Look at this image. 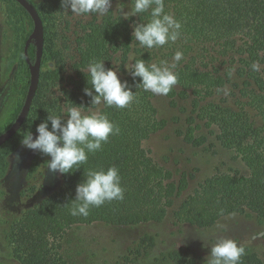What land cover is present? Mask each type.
<instances>
[{
    "label": "trees",
    "instance_id": "obj_1",
    "mask_svg": "<svg viewBox=\"0 0 264 264\" xmlns=\"http://www.w3.org/2000/svg\"><path fill=\"white\" fill-rule=\"evenodd\" d=\"M8 1L17 5V12L26 16L33 26L29 14L15 0ZM30 1L44 23L43 60L55 61L57 68L41 71L27 120L32 112L31 120L35 116V122L39 123L52 109L55 111L57 102L53 107L48 106L46 98L56 83L69 99L89 105L90 98L84 95L83 89L88 86L86 69L92 61H104L106 67L116 68L135 95L124 108L103 104L101 112L119 131L110 135L99 150L89 152L87 162L80 165L79 170L62 175V188L26 211L11 227L8 238L14 257L21 264H67L60 254L61 239L76 225L104 223L134 227L162 223L171 213L177 225L184 222L198 229L210 228L230 215H255L264 219V0H164L165 12L181 24L180 34L175 42L151 49L140 47L132 37V24L147 23L151 9L131 19L109 13L103 17L94 14L92 20H85L86 15H83L72 34L75 52L68 62L62 51H54L49 29L51 25L61 24L71 31L70 10L66 12L61 8V0ZM130 2L133 8L134 0ZM28 37L19 49L25 64L24 47ZM177 51L183 53L174 69L178 82L165 96L173 107L179 100H192L186 128L178 130L177 134L188 145L201 148L209 143L208 135L202 133L208 130L223 148L236 153L248 171V174L217 173L181 203L177 200L188 189L187 177L175 181L173 173L156 163L144 147L145 140L166 122L157 118L152 102L154 94L136 89L133 77L124 68L130 63V55L146 63H172ZM28 54L33 62L36 55L33 44ZM254 62L260 64V71H253ZM67 65L71 66L73 74L60 77ZM25 67L28 82L21 93L24 100L30 82L27 64ZM61 99L65 103V98ZM11 141L0 147V153ZM111 166L119 170L124 198L93 206L86 217L71 215L77 184L86 178L87 171L106 170ZM5 167L3 156L0 171ZM153 243L154 238L146 237L141 245ZM167 259L171 264H200L197 258L182 250L171 252ZM240 264H264V261L245 250Z\"/></svg>",
    "mask_w": 264,
    "mask_h": 264
},
{
    "label": "rangeland",
    "instance_id": "obj_2",
    "mask_svg": "<svg viewBox=\"0 0 264 264\" xmlns=\"http://www.w3.org/2000/svg\"><path fill=\"white\" fill-rule=\"evenodd\" d=\"M131 9L130 0H113L107 14L124 16L123 13ZM93 15L84 18L92 20ZM82 16L69 13L70 21L73 22L71 31L61 24L51 25L49 29L54 51H62L67 62L75 52L72 34L77 30ZM32 30L30 20L17 12V5L0 0V134L14 122L24 100L21 93L28 82V75L19 49ZM68 46L70 50L66 49ZM54 62L51 59L43 60L41 71L57 68ZM70 68L67 65L60 77L67 78L73 74ZM58 87L56 83L47 92L48 106L53 107L57 102L55 111L52 109L50 114H62L64 100L56 91ZM152 102L158 120L165 121L166 125L145 140L144 147L150 151L156 163L173 173L175 181L187 177L188 189L177 203H181L200 184L217 173L238 171L248 174L236 153L223 148L208 130L204 129L202 133L208 135L209 143L201 148L188 145L177 134L178 130L186 128V120L192 112L191 99L179 100L177 106L173 107L165 95L154 94ZM102 108L103 103L95 106L94 110L101 111ZM33 115L31 112L30 117ZM31 118L0 153V158L4 156L6 162V167L0 171V264H21L14 257L13 246L8 238L11 227L26 211L60 190L63 184L62 175L48 172L47 157L24 148L20 143L28 131H35V116ZM146 237L154 238V243L141 245L142 239ZM224 237L236 240L245 250L257 254L264 261V219L240 214L223 217L207 229H198L184 222L177 225L174 213L162 223L134 227L104 223L76 225L61 239L60 254L67 264H124L126 261L128 264H171L168 255L182 250L197 258L200 264H206L212 245Z\"/></svg>",
    "mask_w": 264,
    "mask_h": 264
},
{
    "label": "clouds",
    "instance_id": "obj_3",
    "mask_svg": "<svg viewBox=\"0 0 264 264\" xmlns=\"http://www.w3.org/2000/svg\"><path fill=\"white\" fill-rule=\"evenodd\" d=\"M111 7L112 0H61V8L76 16L95 14L103 17ZM149 9L151 19L147 23L132 24L133 40L148 49L175 42L181 24L172 14L165 12L164 0H134L131 11L123 13L124 19H131ZM182 58L183 53L177 51L172 63L161 61L157 64L146 63L144 59L137 60L130 55V63L124 68L133 77L136 89L167 95L178 82L174 69ZM251 67L253 71H260L261 66L254 62ZM86 71L88 86L83 92L90 98V104L75 103L59 86L56 91L65 98L62 114H49L35 125V131H28L20 141L24 148L48 158V172L53 175L73 174L74 169L79 170V166L87 162L89 152L99 150L110 135L119 131L106 114L94 110L95 106L103 103L108 107L124 108L134 99L133 88L127 80L122 81L116 68L106 67L104 61H92ZM224 91L227 94V89ZM123 198L119 170L115 166L106 170L90 169L86 178L77 184L71 215L86 217L91 207ZM244 254L245 248L236 240L220 238L212 245L206 264H240Z\"/></svg>",
    "mask_w": 264,
    "mask_h": 264
},
{
    "label": "water",
    "instance_id": "obj_4",
    "mask_svg": "<svg viewBox=\"0 0 264 264\" xmlns=\"http://www.w3.org/2000/svg\"><path fill=\"white\" fill-rule=\"evenodd\" d=\"M15 1L29 14L33 22L32 33L29 35L24 47V56L30 73V82L23 106L19 114L11 126L0 134V147L12 140L27 121L39 87L44 56V23L35 5L30 0ZM31 44H35L36 47V55L33 62L31 61L28 54Z\"/></svg>",
    "mask_w": 264,
    "mask_h": 264
},
{
    "label": "flooded vegetation",
    "instance_id": "obj_5",
    "mask_svg": "<svg viewBox=\"0 0 264 264\" xmlns=\"http://www.w3.org/2000/svg\"><path fill=\"white\" fill-rule=\"evenodd\" d=\"M11 126V125H10ZM9 128V127H8Z\"/></svg>",
    "mask_w": 264,
    "mask_h": 264
}]
</instances>
